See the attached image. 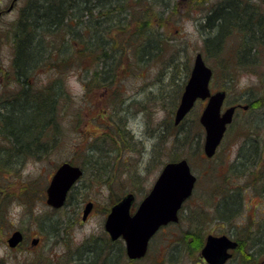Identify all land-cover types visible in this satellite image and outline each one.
Instances as JSON below:
<instances>
[{"label": "rangeland", "instance_id": "1", "mask_svg": "<svg viewBox=\"0 0 264 264\" xmlns=\"http://www.w3.org/2000/svg\"><path fill=\"white\" fill-rule=\"evenodd\" d=\"M12 1L0 0V106H9L13 98L24 95L12 78L13 50L9 41L10 29L29 0H14L9 9ZM178 1L180 4L166 15L164 27L154 21L155 29L166 36L162 58L153 59L146 68L136 64L121 72L120 80L117 78L101 102L97 87L91 90L84 86V72L69 64L61 69L59 60L55 62L58 66H50L48 60L31 77L34 89L63 80L65 90L56 103L54 118L59 121V132H49L54 141L41 136L42 146L47 141L50 148L45 152L41 147L38 156H22L24 153H19L18 148L13 151L10 137L0 133V264H92L99 257L102 259L95 264H205L200 261V251L198 255L193 252L190 257L185 256L186 244L179 241L182 232L200 227L205 242L208 234L242 238L243 227L256 230L264 226L260 224L264 221V103L260 102L264 90V45L257 48V63L251 68L241 66L248 56L239 59L240 66L234 62L238 34L225 38L216 56H208L203 44L209 33L205 18L213 4L222 0H201L196 4L193 0ZM250 5L249 16L251 12L256 19L264 16V0H252ZM159 12L160 7L156 6L154 14ZM238 13L243 17L247 12L239 8ZM51 38L49 43L57 49L61 37ZM125 38L121 34V39ZM122 47L130 49L125 42ZM197 53L213 71L210 90L224 91L226 106L250 104L248 111H236L222 145L211 159L201 154L204 132L198 118L205 102H196L180 125L173 124L174 111ZM169 58L176 60L170 75L165 74L167 69L163 65V60ZM128 62L123 59L124 64ZM113 96L121 101L119 106L111 102ZM169 96L174 98L173 102ZM120 126L124 131H118ZM176 136L184 144H174ZM112 147L117 151L114 154L110 152ZM255 147L260 152L259 160H253ZM91 157L98 158L96 165ZM182 158L189 161L197 183L179 212L178 222L156 233L144 259L127 260L123 243L107 245L104 222L109 210L127 192L134 195L132 207L136 208L149 193L163 165ZM107 161L112 164L110 171L105 169L98 175L95 168ZM63 162L78 165L84 174L70 191L66 204L54 209L46 203V189ZM223 192L231 194V199L240 196V212L234 213L231 223L214 219L213 200ZM88 202L92 209L84 220L82 212ZM219 211L228 215L223 206ZM15 231H20L23 239L13 250L8 239ZM243 262L239 250L228 264Z\"/></svg>", "mask_w": 264, "mask_h": 264}, {"label": "trees", "instance_id": "2", "mask_svg": "<svg viewBox=\"0 0 264 264\" xmlns=\"http://www.w3.org/2000/svg\"><path fill=\"white\" fill-rule=\"evenodd\" d=\"M193 1L196 4L201 0ZM223 2H227L226 5L229 2H236L237 6H240V10L247 12L243 17L240 15V24L228 23L237 20L235 12V15L231 16L225 13L219 18L214 17L215 10L217 7H222ZM250 2L252 3V0H222L219 6L213 4L214 8L209 10L204 23L209 31L203 38L208 56H216L222 50L223 40L232 34H238L240 39L236 49L237 62H234L240 66L239 59L241 60L244 52H247L249 57L246 59L248 60L241 66L251 68V65L257 63V48L264 45V16L260 15L256 19L252 12V16H249L248 9L252 7ZM177 4H180V1L29 0L26 7L22 9L15 26L10 29L9 41L11 50H13V59L10 64L12 78L24 95L19 94L13 98L9 106H5L4 103H1L0 106L3 109V112H0V133L5 132L10 137L11 145L15 146L12 147L13 151L18 148L19 153H24L22 156L33 155V153L38 156V149L43 147L46 152L50 148L47 141H43L42 146L41 136L51 137L49 132H59L57 129L59 121L54 118L56 103L65 90L62 86L63 80L60 78L59 84L50 83L42 89H34L31 86V77L48 64V60L51 62H49L50 66H58L55 62L59 60L61 69L67 68L69 64L75 66L78 72H84V86L91 90L97 87L99 92L97 96L100 101L105 93L112 88V85H115L114 82L117 78L120 80L121 72L131 69L136 64L140 68H146L153 62V59L162 58L166 36L155 29L154 21L164 27L167 20L166 15L170 14L168 12H173ZM156 6L160 7V12L154 14ZM255 24L257 30L254 29ZM116 33H118L117 38L114 36ZM121 34L126 38L121 39ZM248 35L253 39L248 38ZM52 36H60L62 39L57 49H54L53 44L49 43ZM124 42L130 45V49H123ZM151 44L155 45L154 51L145 53L144 51ZM123 59L129 60V62L124 64ZM175 62V58L163 60V65L167 69L165 74L169 73L170 75L173 72ZM120 82L117 83L120 84ZM262 92L264 90L261 91L260 102L264 103V93ZM160 98L165 100L164 97ZM170 98L171 96H169ZM111 99L112 101L109 99L108 101L114 105L121 104V101L115 100L114 96ZM173 100L174 98H171L172 102ZM20 101H28L30 104L22 103L21 105ZM59 111L60 109L58 114ZM117 111L122 112L118 109ZM121 127L123 126H120L119 132L124 131ZM183 130L185 131V129ZM109 138L106 135L107 141H110ZM179 138L177 136L174 138V144H184L180 143ZM54 139L51 137L52 141ZM255 149L256 154L253 160H259L260 152L256 147ZM110 152L116 153V148H110ZM197 152L199 154L200 150ZM97 161L98 158L92 159L91 157V162L95 165ZM237 162L240 168V150ZM105 165L102 167L97 165L95 170L100 173L98 175H102L101 171H105V169L110 171L111 162L107 161ZM224 197L231 201L228 200L230 202L227 204L224 202ZM231 198V194L223 192L213 200L216 214V216L213 215L214 219L231 223L234 213L224 216L219 211L222 206L223 210L227 211L235 204L234 199ZM238 206L240 207V202H238ZM260 224L264 225V221ZM239 226L240 223L236 224V227ZM262 228L253 230L250 226L243 227L244 237H235L239 243L240 254L244 259L243 263H256L258 259L264 258V226ZM179 241L186 244L185 256L190 257L193 252L199 254L204 243V236L198 227L190 232H182ZM197 260L199 261L198 256ZM92 262V264L96 263Z\"/></svg>", "mask_w": 264, "mask_h": 264}, {"label": "water", "instance_id": "3", "mask_svg": "<svg viewBox=\"0 0 264 264\" xmlns=\"http://www.w3.org/2000/svg\"><path fill=\"white\" fill-rule=\"evenodd\" d=\"M13 2L14 0L9 9ZM211 75L212 70L204 63L202 55L197 53L174 113V124L177 125L192 109L196 100L208 99L199 117V123L205 133L203 152L206 157L214 154L235 109L229 107L221 113L225 92L210 93L208 84ZM81 175L82 171L78 167L62 163L46 189V203L53 208L61 207L67 192ZM195 181L196 177L191 173L185 159L165 164L149 194L141 201L133 215H130V206L134 201L132 194L125 195L112 206L104 223L105 231L112 241L122 238L128 259L143 257L148 241L156 230L162 225L178 220L177 211L191 195ZM91 209L92 203L89 202L83 210L84 220ZM21 239L20 231H15L8 239V244L14 247ZM236 247L237 243L225 235H208L200 256L207 264H224L231 256L228 251Z\"/></svg>", "mask_w": 264, "mask_h": 264}, {"label": "bare ground", "instance_id": "4", "mask_svg": "<svg viewBox=\"0 0 264 264\" xmlns=\"http://www.w3.org/2000/svg\"><path fill=\"white\" fill-rule=\"evenodd\" d=\"M221 3V1L219 2V3H216V5H218L219 6V4ZM226 3L227 2H223L222 3V7H217V9L215 10V12H214V17L215 18H219V17H221L222 15H224L225 13H228L230 16L231 15H235V13H237V20H235L234 22L233 21H229L228 23H233V24H240V14L238 13V9L240 8V6H237V3L236 2H229L227 5H226ZM228 11V12H227ZM235 12V13H234ZM254 29L255 30H257L256 29V27H254ZM248 38H250V39H253V37L252 36H249L248 35ZM155 45H153V44H151V45H149L148 47H147V49L144 51L145 53L146 52H148V53H152L154 50V47ZM243 56L244 57H249V55H248V53L247 52H244V54H243ZM24 105H29L30 104V102H24L23 103ZM22 105V104H21ZM100 165V164H99ZM229 203V202H228ZM227 203V204H228ZM235 205V206H234ZM236 209H237V206H236V203L235 204H233L231 207H230V209H228L227 211H225L228 215H231V214H233L235 211H236Z\"/></svg>", "mask_w": 264, "mask_h": 264}, {"label": "flooded vegetation", "instance_id": "5", "mask_svg": "<svg viewBox=\"0 0 264 264\" xmlns=\"http://www.w3.org/2000/svg\"><path fill=\"white\" fill-rule=\"evenodd\" d=\"M260 100H261V99H260ZM260 100H258V101H260ZM255 101H256V100H254V102H255ZM231 106L235 107V110H234V111H235V112H234V115H235V114H236V111L239 110V109L242 110V111H245V110L248 111V109H249V107H250V104H249V105H248V104H247V105H241V104L234 103V104H232V105H227V106H226V104H225V102H224V104H223V106H222V110H223V109H226V108H228V107H231ZM242 107H246V109H243ZM232 121H233V120H232ZM232 123H233V122H232ZM230 125H231V124H230ZM228 127H229V126H228ZM227 129H228V128H227ZM236 165H237V163L234 164V166H236ZM239 190H240V188H239ZM238 192H239V191H238ZM238 200H240V196H237V197L233 200V201L236 203V206H237V209H236V211H235L234 213H239V211H240V207H239L238 204H237V203H238ZM137 205H138V204H137ZM132 206H133V204H132ZM234 206H235V205H234ZM136 207H137V206H136ZM135 209H136V208L131 207V210H130L131 214L134 213ZM22 235H23V234H22ZM107 237H108V238H107V242H108L107 245H108V246H110V245H114V244H116V242H119V241L121 242V244L123 243L122 240H120V239H119V240H116V241H111V240L109 239L108 234H107ZM22 239H23V238H22ZM234 239H236V238H234ZM236 240H237V239H236ZM17 246H18V245H16V246L13 248V250H14V249H17ZM121 247H122V249H123V253H124V255H125L124 244H122ZM238 247H239V243H238L237 248H235V250L232 252L233 256H234V253H235L236 251H239V250H240V249H238ZM233 256H232V257H233ZM97 257H98V256H97ZM103 258H104V260H105L106 256L103 255ZM100 259H102V257H101V258H100V257L97 258L95 262L98 263ZM249 264H254V263H249ZM263 264H264V262H263Z\"/></svg>", "mask_w": 264, "mask_h": 264}]
</instances>
